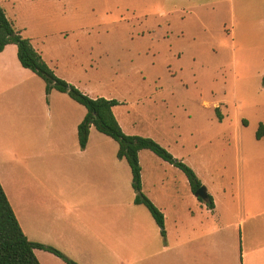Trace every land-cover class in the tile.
<instances>
[{"label": "rangeland", "instance_id": "374dc122", "mask_svg": "<svg viewBox=\"0 0 264 264\" xmlns=\"http://www.w3.org/2000/svg\"><path fill=\"white\" fill-rule=\"evenodd\" d=\"M0 6L15 27L26 28L23 37L44 48L56 77L90 98L117 100L113 113L126 135L152 139L201 174L214 163L195 162L196 155L228 154L234 134L254 142L264 124V0H0ZM1 59L9 65L7 72L0 66L1 179L18 206L22 182L39 195L34 229L67 230L80 264H102L88 256L91 229L99 231L101 216L114 211L93 203L134 200L129 165L118 159L117 142L94 127L89 150L79 148L86 109L65 93H47L45 82L19 64L15 45ZM100 152L108 158L109 185L88 163L90 153ZM139 153L144 173H158L156 188L186 179L153 152ZM219 164L230 169V162ZM207 171L204 181L211 182ZM145 192L163 206L152 185ZM56 242L68 256L64 240ZM44 253L35 250L40 259Z\"/></svg>", "mask_w": 264, "mask_h": 264}, {"label": "crops", "instance_id": "0c3cea01", "mask_svg": "<svg viewBox=\"0 0 264 264\" xmlns=\"http://www.w3.org/2000/svg\"><path fill=\"white\" fill-rule=\"evenodd\" d=\"M10 20L17 26L15 18ZM17 29L24 33L26 28ZM31 41L34 46L33 39ZM263 45L264 42L260 44L264 47ZM34 47L45 59L44 48L38 45ZM248 49L253 51V44L248 45ZM5 50L6 48L0 52L3 72L9 70L7 62L1 59ZM215 110L220 112L221 108L217 107ZM222 121L224 118L220 122ZM90 146L89 140L83 151L89 150ZM194 161L214 163L212 168L205 166V172L208 170L207 174L212 177L211 182L204 181L205 172L201 174L190 165L205 185L207 195L213 199L212 210L198 200L187 177L180 180L182 185L156 188L152 179H156L158 173L153 171L146 175L141 167L142 192L163 213L165 238L158 236L154 219L138 209L143 205L135 204L134 200L130 203L94 202L95 206L111 208L114 212L101 216L104 218L99 220V231L91 229L94 245L88 256L102 264H264V138L252 142L236 138L234 134L228 154L207 159L198 154ZM220 162H230V169L227 170L226 165H220ZM88 163H92L96 169L95 175L107 180L105 183L109 185L110 177L106 173L107 156L102 152L90 153ZM103 166L106 167L103 169ZM114 166L117 168L116 164ZM119 175L118 172L117 176ZM124 175L127 177L128 173ZM1 177V185L28 240L59 250L60 245L56 238L61 237L69 251L66 252L67 257L80 264L78 248L73 245L75 236L70 237L67 230H59L57 227L45 229L44 226L43 231L34 229L32 222L38 218L34 215L37 213L36 206L40 205L37 192L22 182L18 206L15 195ZM151 185L162 196L163 206L156 198L146 194V186ZM109 189L108 186L106 190ZM49 254L51 253L45 251L46 257L43 259L36 256L40 264H66L57 256Z\"/></svg>", "mask_w": 264, "mask_h": 264}, {"label": "trees", "instance_id": "16d2710c", "mask_svg": "<svg viewBox=\"0 0 264 264\" xmlns=\"http://www.w3.org/2000/svg\"><path fill=\"white\" fill-rule=\"evenodd\" d=\"M9 45L17 47V57L20 65L32 71L45 82L47 93L52 89L65 93L86 109V115L77 127L80 149L86 148L91 127L117 142V157L126 160L131 170L132 188L135 192L134 202L148 209L160 229L161 236L165 238L164 215L142 192L139 152L142 150L151 151L162 160L179 168L187 177L192 192L196 193L203 184L192 168L172 157L167 150L152 139L126 135L113 113V108L120 104L117 100L90 98L76 87L56 77L53 70L44 61L41 53L35 49L31 40L22 36L14 23L8 19L5 10L0 6V52L4 51ZM255 138L257 140L264 138V124L258 126ZM198 200L206 204L209 209L214 208L213 199L210 195H208L207 200L200 198ZM37 249L57 256L66 264H77L54 247L28 240L0 182V264H40L35 255Z\"/></svg>", "mask_w": 264, "mask_h": 264}, {"label": "water", "instance_id": "95a60500", "mask_svg": "<svg viewBox=\"0 0 264 264\" xmlns=\"http://www.w3.org/2000/svg\"><path fill=\"white\" fill-rule=\"evenodd\" d=\"M195 196L197 198H200L202 200H207L208 195H207V191L206 188L204 186H202L200 189H198L195 193Z\"/></svg>", "mask_w": 264, "mask_h": 264}]
</instances>
